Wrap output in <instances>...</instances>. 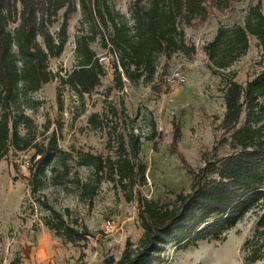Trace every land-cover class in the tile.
Here are the masks:
<instances>
[{"label": "rangeland", "instance_id": "rangeland-1", "mask_svg": "<svg viewBox=\"0 0 264 264\" xmlns=\"http://www.w3.org/2000/svg\"><path fill=\"white\" fill-rule=\"evenodd\" d=\"M133 4L134 0H108L117 22L128 26L133 25L130 11ZM256 5L262 7L264 14V0L232 3L222 12L207 3V19H196L192 26L185 27L189 46L196 47L195 54L165 56L151 83L140 80L135 84L124 78L122 90L116 87L115 55L110 47L104 49L101 41L102 36L109 37L113 28L110 24L109 28L101 27L99 22L101 31L92 47L99 58L108 59L103 64L107 75L94 93L83 97L77 96L71 87L60 85V77L78 65L76 40L91 35L93 28L94 22L86 19L78 6L69 22V40L63 54L49 63L57 78L32 95V101L38 103L35 109L26 108V114L35 122L33 147L23 152L12 149L0 163L2 264H116L128 245H138L144 234L140 195L174 205L179 194L191 192L192 171L204 167L206 160L215 154H230L229 144L224 143L227 135L221 127L227 111L224 87L229 74L246 85L263 73L264 48L252 36L249 52L224 71L212 67L204 49L214 41L220 28L245 25L251 7ZM62 18L63 11L50 26L54 35L60 30ZM16 26L11 23L9 27L14 30ZM38 40L44 44L41 37ZM180 70L187 83L181 86L168 83V77ZM94 113L101 115L102 128H93L89 123ZM133 131L143 141L140 159L147 167L145 186L136 189L131 199L130 189L103 181L93 199L82 201L78 181H89L94 172L88 167H78L77 156L92 153L115 157L118 135ZM22 133L26 130L22 129ZM154 133L155 138L149 141ZM52 141L76 159L67 160L70 175L62 178L63 185H55L53 174L47 171L44 186L34 192L30 185L33 158L38 149L48 148ZM24 156L31 160V168L25 167ZM43 202L61 212L69 208L66 220L90 235L77 244L64 242L45 226L48 212ZM261 213L256 209L246 214L221 240L209 237L190 245L186 242L164 245L149 264H246L250 242L257 238ZM110 221H114L112 231L107 230ZM260 244H264L263 239Z\"/></svg>", "mask_w": 264, "mask_h": 264}, {"label": "trees", "instance_id": "trees-1", "mask_svg": "<svg viewBox=\"0 0 264 264\" xmlns=\"http://www.w3.org/2000/svg\"><path fill=\"white\" fill-rule=\"evenodd\" d=\"M241 1L134 0L130 10L133 25L128 26L117 22L108 0H0V163L12 149L23 152L33 147L35 122L26 114V108L35 109L38 103L32 101V95L57 78L49 63L63 54L69 40V22L78 6L84 17L94 22L93 28L91 35L76 40L78 65L60 77V85L71 87L77 96L83 97L94 93L107 75L92 47L101 31L99 22L101 27L113 28L109 37L102 36L101 41L103 48L110 47L115 55L116 87L122 90L124 78L135 84L140 80L151 83L165 56L195 54L196 47L189 46L185 27L192 26L196 19H207V3L222 12ZM62 11V24L54 35L50 26ZM11 23L17 25L14 30L9 27ZM252 36L264 48V14L260 5L251 7L245 25L218 30L214 41L204 49L212 67L217 71L232 68L249 52ZM39 37L44 44L39 42ZM60 93L61 88L59 100ZM224 96L227 111L221 127L227 135L224 143L229 144L230 154H215L206 160L204 167L192 171L191 192L179 194L174 205L140 195L139 214L144 234L138 245H128L116 264H149L160 248L171 243L190 245L209 237L221 240L256 209L262 213L246 264L264 262V244H260L264 240V72L246 85L229 74ZM89 123L93 128L104 125L97 113ZM22 129L26 130L25 134ZM154 138L155 133L148 140ZM142 146L141 137L133 131L118 135L115 157L79 154L77 166L94 172L89 181H78L81 200L93 199L103 181L130 189L132 199L135 190L147 183V167L140 159ZM70 158H74L72 154L60 149L55 141L46 149H38L30 177L34 192L44 186L47 171L53 174L55 185H63L62 178L70 175L67 164ZM42 204L48 212L45 226L64 242L77 244L90 235L66 220L69 208L61 212L46 202ZM1 261L0 256V264Z\"/></svg>", "mask_w": 264, "mask_h": 264}, {"label": "built area", "instance_id": "built-area-1", "mask_svg": "<svg viewBox=\"0 0 264 264\" xmlns=\"http://www.w3.org/2000/svg\"><path fill=\"white\" fill-rule=\"evenodd\" d=\"M107 60L108 59L106 57L105 58H100V63L101 64H105V63H107ZM167 81L171 85L181 86V85H184V84L187 83L186 82L187 81V78H186V75L184 74V72H182L180 70V71H176V72L172 73L168 77ZM23 159H24V165H25V167L31 168V166H32L31 165V160L28 159L27 156H24ZM113 227H114V221L108 222V224H107V230L112 231Z\"/></svg>", "mask_w": 264, "mask_h": 264}]
</instances>
